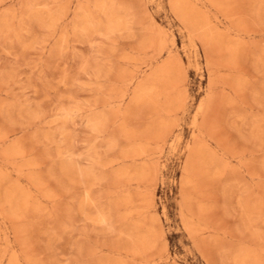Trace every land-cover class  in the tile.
Here are the masks:
<instances>
[{"label": "rangeland", "instance_id": "374dc122", "mask_svg": "<svg viewBox=\"0 0 264 264\" xmlns=\"http://www.w3.org/2000/svg\"><path fill=\"white\" fill-rule=\"evenodd\" d=\"M0 264H264V0H0Z\"/></svg>", "mask_w": 264, "mask_h": 264}, {"label": "bare ground", "instance_id": "6f19581e", "mask_svg": "<svg viewBox=\"0 0 264 264\" xmlns=\"http://www.w3.org/2000/svg\"><path fill=\"white\" fill-rule=\"evenodd\" d=\"M188 7H189V6H188ZM184 10H186V9H184ZM191 10H192V9H191ZM105 14H106V13H105ZM105 14H104V15H105ZM112 15H114V14H112ZM105 17H106V16H105ZM88 18H89V16H88ZM109 18H111V17H109ZM195 18H196V17H195ZM81 20H82V19H81ZM111 20H113V19H111ZM195 20H196V19H195ZM108 21H109V20H108ZM113 22H114V21H113ZM117 22H118V21H117ZM117 22H116V23H117ZM195 22H196V21H195ZM102 23H103V22H102ZM109 23H111V22H109ZM207 23H208V22H207ZM85 24H87V23H85ZM98 24H99V23H98ZM208 24H209V23H208ZM91 25H92V24H91ZM115 25L118 26L117 24H115ZM115 25H114V27H115ZM85 27H86V26H85ZM88 27H89V25H88ZM97 27H98V26H97ZM106 27H107V26H106ZM209 27L211 28V26H209ZM89 28H90V27H89ZM91 28H92V27H91ZM91 28H90V29H91ZM108 28H109V26H108ZM117 28H118V27H117ZM94 29H95V28H94ZM96 29H97V28H96ZM100 29H101V28H100ZM100 29H99V30H100ZM103 29H105V28H103ZM103 29H101V30H103ZM114 29H115V28H114ZM212 29H213V28H211V30H212ZM83 30H84V29H83ZM83 30H82V31H83ZM85 30H86V29H85ZM115 30H117V29H115ZM118 30H119V29H118ZM101 32H102V31H101ZM108 32H109V30H108ZM106 33H107V32H106ZM210 36H211V33H210ZM211 37H212V36H211Z\"/></svg>", "mask_w": 264, "mask_h": 264}]
</instances>
